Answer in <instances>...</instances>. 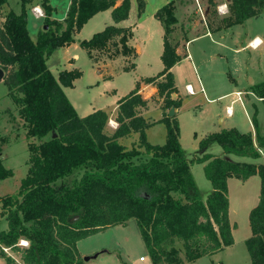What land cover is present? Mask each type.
<instances>
[{"label": "trees", "instance_id": "1", "mask_svg": "<svg viewBox=\"0 0 264 264\" xmlns=\"http://www.w3.org/2000/svg\"><path fill=\"white\" fill-rule=\"evenodd\" d=\"M8 0H0V68L8 95L17 105L29 138L28 172L17 196H8L4 205L11 207L8 229L0 228V258L5 264H18L4 247L21 252L23 264H86L78 242L107 229L136 219L153 264L195 262L234 244L230 218V178L246 181L261 178L258 204L249 214L252 235L246 240L250 264H264V163L232 161L205 152L219 143L226 154L258 160L264 157V135L258 110L252 116L256 134L236 127L212 132L199 142L201 154L189 159L182 146L177 114L162 118L167 139L162 145L151 144L146 130L149 122L139 113L149 101L136 87L119 100L118 127L109 132V114L99 109L80 116L64 87H73L81 77L78 69L62 70L58 77L49 68V57L75 41V34L100 11L112 9L114 24L80 41L82 48L96 61L94 52L110 58L136 55L128 42L132 29L118 23L130 15L131 0H72L63 20L52 17L55 8L43 0L44 28L34 40L28 28V4L21 0V12L3 13ZM215 7L216 3L210 0ZM146 10V0H138V13ZM264 11V0H231L230 14L218 17L216 9L207 17L211 31L244 23ZM164 26V68L155 76L143 78L154 84L163 98V108H180L183 97L178 92L172 68L182 59L178 41L171 35L178 22L176 0L159 8L155 14ZM135 63L125 70L135 68ZM251 91L264 98V81ZM139 133V146L128 148L120 138ZM144 148V150H143ZM0 148V179L14 176L7 168ZM204 163L212 191L204 197L192 172V165ZM76 215L78 219L72 220ZM21 239L28 247L19 245ZM183 243V252L176 246Z\"/></svg>", "mask_w": 264, "mask_h": 264}, {"label": "crops", "instance_id": "2", "mask_svg": "<svg viewBox=\"0 0 264 264\" xmlns=\"http://www.w3.org/2000/svg\"><path fill=\"white\" fill-rule=\"evenodd\" d=\"M71 1L72 0L69 1V5L66 9L63 19L67 16ZM170 1L172 0H146V10L142 15H139L138 0H131L129 17L119 22L118 25L132 29L133 35L130 38L128 44L131 47H134L136 50L135 56L120 55L116 58H110L107 53L99 52L100 55H98L95 51L94 54L99 58L98 61H96L88 54L87 50L83 48L92 60L93 65L96 68L95 73L99 75L100 79L97 78L88 85L89 91L94 90L92 97L89 99L73 92L75 90V83L78 78L74 81L73 87H64L67 96L71 100L80 116H86L99 109L105 110L109 114V125L112 127L110 131L114 132L119 125L116 121L119 112V100L129 94L136 87L137 81L141 80L139 93L143 96V98L149 101L146 107L139 108V113L149 122H151L150 127L146 130L147 139L151 144L154 145H162L166 142L167 126L161 120L166 114L169 115L171 109L165 110L163 108V98H160L157 95L158 93L156 86L151 83H145L142 80L143 78L157 75L164 68L162 54L164 52L165 30L161 21L156 18L155 14L159 8L163 7ZM213 1L215 2L218 0ZM120 3L121 0L118 1V4ZM197 3V5H193L191 0H176V16L178 18V22L175 25L173 35H175V33H177L179 30L183 35L179 40H177L179 43L177 47V53L182 59L172 68V72L175 76L176 86L178 88V92L174 93L173 97L181 96L184 98V94H186V96H192L202 92L203 96L210 102H222L225 100V102L222 103L221 106L217 107L216 110V116L220 121V126L217 128V131H220L224 128L236 127L241 132H252L255 135L256 131L252 122V112L247 103L249 100L246 101L247 97L244 96L243 98L242 93H253L251 91V87L256 83L264 81V26L261 28L257 26V20L259 16L264 14V11L258 16L247 19L244 23L235 24L231 27L218 31H211L207 22L206 15L209 13L207 12L206 6L202 5L200 0H197ZM230 3L231 0H226L222 4L216 3L217 6L221 8L219 12L227 15V12H229ZM208 4L210 5L209 2ZM52 6L55 8L53 4ZM38 7H40L43 11V8L40 4ZM31 10L32 9L28 8V28L32 38L37 40L39 33L44 30L45 16L38 15L34 12V17L37 21L38 34L32 35L29 16ZM219 12L218 14H220ZM191 14H194L193 18H191ZM52 17L54 18L53 15ZM114 23L112 9L100 11L91 19H89L83 28L75 34V41L71 45L61 48H65L69 51L72 45H74L76 42L80 43L81 40H84L79 39V36H81L84 31H88L87 38H91L96 32L102 31L108 25ZM230 30L232 31L231 43H229V41L225 40L224 38V33ZM200 41L204 42L198 45L197 43ZM79 59V53H73L72 56L67 59V61H65V63H60V66L63 69H60L58 75H54L58 77L60 72L65 69H78L83 75L84 72L77 63ZM186 61L190 63V68L188 67L189 72L184 71V73L191 75L190 73L192 72L193 76L191 75L192 79L185 81L184 85H181L179 77L181 72L180 67ZM131 63H135V68L128 71L125 70V67L129 66ZM236 72L239 75L236 74ZM217 75H221L222 77L220 78V82L216 80ZM123 76L126 78L129 76L128 81H120L119 79H121ZM240 76L241 78H244L246 82L243 83L240 79ZM187 85H191L195 92L190 93L187 90ZM245 87H249V91H246ZM69 91L72 92L73 98L70 97ZM257 98L260 99V101H264V98ZM255 103L259 106L258 102ZM183 104L180 108H176L175 113L179 119L180 128L181 115L179 113L183 107ZM231 106L232 112L231 114H228L227 110ZM235 106L241 107L245 115L249 117L251 126H249L248 129H242L239 125V121L235 120ZM222 111L227 113L226 118L222 117ZM226 119L229 122L228 124H226ZM156 129L159 130L160 139H156L155 137ZM202 137L203 135L199 137V141ZM120 143L128 148H132L134 145H139V133L133 132L127 136L121 137ZM205 152H209V150ZM209 153L217 155L212 152ZM261 159H264V157L258 160ZM254 162L259 163L257 160ZM254 176L250 177L246 181H241L246 183ZM231 179L232 178L228 180L229 190ZM251 206L252 207L249 210V214L256 204L253 203ZM231 222L235 226L233 229L235 240L234 244L212 254L211 257L218 255L219 253L228 249H234V247L238 244L239 241L236 236L238 224L233 222L232 219ZM96 235L97 234L92 235L78 242L77 246L83 257L85 256L86 258L95 253H99L88 252L83 254L82 252V244L84 241ZM251 235L252 230L250 227V233H247L242 238V241L246 243V240L251 237ZM248 254L249 256L244 254L245 259H247L246 264L251 263L250 253L248 252ZM90 259L86 261V264H90ZM141 261L144 262L147 260L145 258V260ZM197 261H199V259ZM197 261L185 262V264H198Z\"/></svg>", "mask_w": 264, "mask_h": 264}, {"label": "rangeland", "instance_id": "3", "mask_svg": "<svg viewBox=\"0 0 264 264\" xmlns=\"http://www.w3.org/2000/svg\"><path fill=\"white\" fill-rule=\"evenodd\" d=\"M43 0H35L28 4L27 9H32L29 13L31 32L32 35L38 34L37 21L34 17L33 8L41 4ZM70 0H50V4L55 6L53 11V16L55 19L62 20L66 9L69 5ZM193 5H197V0H191ZM226 0L215 1L217 4L224 3ZM202 5L206 6L207 14L210 16L211 10L216 9L219 12V6L217 4L215 7L211 5L210 0H200ZM210 3V5L208 4ZM10 10L16 13L21 12V0H8L7 4L3 8V13H7ZM218 17H224L230 14H222L219 12ZM194 14H191L193 18ZM40 26V25H39ZM38 26V27H39ZM45 26V24H44ZM257 26L259 28L264 26V14L259 16L257 20ZM88 31H84L79 39H90L87 38ZM182 32L179 30L175 35H171L173 43L182 37ZM225 40L231 43L232 31L224 33ZM204 41H200L197 44H202ZM79 53L80 59L77 61L79 67L83 70V75L76 80L75 90L73 91L77 95H82L84 98H91L94 90L89 91L88 85L92 81L99 78V75L95 73V66L92 60L88 56L87 52L80 46L79 42H76L69 51L65 48H58L56 52L48 59L47 64L49 68L55 75H58L60 69V63H65L73 53ZM96 54L100 55L99 52ZM189 62H184L180 67V83L184 85L185 81L192 79L191 75L188 76L185 72H189ZM189 67V68H188ZM9 74V72L4 71V78ZM236 74H238L236 72ZM239 75V74H238ZM0 79V148L2 153L3 163L7 168L13 169L14 176L8 177L6 179H0V228L7 229V216L11 210V207L4 205V199L8 196H17L20 192V186L23 178L26 177L28 172V161L30 157V151L28 149L29 142L33 141L38 143L37 138H29L27 136V130L24 128L23 120L20 117L17 105L14 103L13 99L8 95V87L5 83V79ZM125 76L119 79L127 80ZM220 76L217 75V81L220 82ZM241 81L246 82L244 78ZM258 79V78H256ZM246 91H249V87H245ZM70 92V97L73 98L72 92ZM184 96V104L180 110L181 115V143L185 149L186 156L191 159L195 155L201 154L203 151L199 147V137L203 135L202 138L206 137L212 132H216L217 128L220 126L219 118L216 116L217 107L221 106L225 102H210L201 93L192 96ZM242 96L247 97L248 105L251 109L252 116L256 110H258V118L260 123L261 133L264 135V101H260L254 93H242ZM176 97V96H175ZM254 101V103H253ZM258 102L259 106L255 103ZM235 120L239 121V125L242 129H248L250 124L249 117L245 115L243 109L239 106H235ZM261 108V110H260ZM255 110V111H254ZM222 117L226 118L227 113L222 111ZM226 124L228 120L226 119ZM245 125V126H244ZM111 125L108 124V131L111 133ZM156 139H160L159 130L156 129L155 132ZM201 138V139H202ZM155 139V140H156ZM158 141V140H157ZM131 143V142H130ZM138 147L139 145H134ZM144 150V148H143ZM217 154L218 156L228 157L232 161H247L253 162L255 160L248 157H238L234 154L224 153L221 145L219 143H212L205 151ZM259 163H264V159L257 160ZM204 163H195L192 166V172L197 182V185L204 197L212 191V183L207 179L204 170ZM261 191V178L259 175L254 176L250 181L243 183L237 178H232L229 190L230 199V218L233 222L238 224V230L236 236L238 238V244L234 249H228L211 257V255L203 256L199 259L198 264H246L247 259H245L244 254H248V249L246 243L242 241V238L250 233V223H249V210L251 205L255 203L257 205L259 201ZM257 198V199H256ZM250 207V208H249ZM176 246L180 248L183 252V243L178 241ZM146 245L144 239L141 235L138 223L136 219H131L126 226L118 225L107 229L90 239H87L82 244V252L86 254L88 252H99L98 254H93L86 257V261L90 259V264H152V261L148 255V250L146 251ZM8 254L15 258L18 264H23L21 259V252L9 250ZM98 255V256H96ZM145 257L147 261L142 262L141 257ZM85 258V256H84ZM6 261L0 258V264H5Z\"/></svg>", "mask_w": 264, "mask_h": 264}, {"label": "built area", "instance_id": "4", "mask_svg": "<svg viewBox=\"0 0 264 264\" xmlns=\"http://www.w3.org/2000/svg\"><path fill=\"white\" fill-rule=\"evenodd\" d=\"M219 10H221V8H219ZM33 11L38 14V15H44V11L41 10L40 7L36 6L33 8ZM187 90L190 92V93H194L195 90L193 89V87L191 85H187ZM241 99V98H240ZM232 112V106L228 108L227 110V113L228 114H231ZM0 217H1V213H0ZM19 245L23 246V247H28L29 246V241L26 240V239H21L20 242H19ZM5 251L8 252L11 248L10 247H4ZM141 260H145V257H141Z\"/></svg>", "mask_w": 264, "mask_h": 264}, {"label": "water", "instance_id": "5", "mask_svg": "<svg viewBox=\"0 0 264 264\" xmlns=\"http://www.w3.org/2000/svg\"><path fill=\"white\" fill-rule=\"evenodd\" d=\"M44 28H47V26L45 25ZM3 78H4V71H3V69L0 68V79H3ZM175 113H176V108L172 107L170 112H169V115L174 116ZM79 217H80V215H76L74 218H72V220L78 219Z\"/></svg>", "mask_w": 264, "mask_h": 264}]
</instances>
